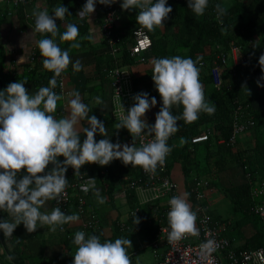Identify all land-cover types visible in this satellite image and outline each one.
Masks as SVG:
<instances>
[{
	"label": "clouds",
	"instance_id": "clouds-1",
	"mask_svg": "<svg viewBox=\"0 0 264 264\" xmlns=\"http://www.w3.org/2000/svg\"><path fill=\"white\" fill-rule=\"evenodd\" d=\"M97 2L110 6L116 0H86L77 17L86 18L90 23V14L95 11ZM208 3L209 0H187V7L196 16H201ZM120 7L121 10L129 11L139 9L136 23L141 29L148 31L163 29L164 21L172 12L171 6H166V0H155V3L153 0H121ZM215 11L217 21L222 24L225 8L218 3ZM67 12L68 8L60 5L50 15L37 5L32 11L34 28L26 38L33 40L36 33H50L52 37H56V21L63 20ZM65 27L66 30L59 36L60 40L75 41L79 35L77 25L69 23ZM34 42L43 58V68L53 73L49 87H41L34 95H30L24 87L27 81H18L0 91V211L11 218L0 221V231L5 238H11L13 231L21 223L28 233L35 232L38 224L40 228L46 225L54 232L58 231L57 227L62 229L63 225L80 220L78 214L66 215L59 206L50 212L40 211L48 201H56L57 204L61 202L68 187L65 174L69 167L74 170V176H79L81 167L86 163L107 166L113 160H120L126 166H139L144 172L154 175L157 167L165 164L171 151L167 141L179 130L177 122L183 120L190 124L199 118L201 112L208 115L215 113V105L205 101L199 79L200 70L196 65L200 57L196 61L180 56L155 58L152 61L151 78L162 102L155 116V123L147 124L144 116L157 104L156 98L149 99L148 93H137L133 96L134 105L127 112L120 102L121 114L116 124V130L127 129L132 138L148 136L152 139L148 143H141L139 147L134 143L131 146L112 143L108 138L97 142L96 134L107 136V128L96 116L88 115L90 109L81 101L79 92L70 93L72 98L68 101V115L60 119L53 115L57 102L63 99L53 91L57 77L61 76L69 64L74 71H80L81 62H72L69 52L62 50L54 39L42 38ZM79 47V43L71 44V48ZM22 62L23 56L17 63ZM258 64L264 73V54L260 55ZM259 80H264V75ZM259 80L257 86L264 87ZM95 103L101 104V98L96 97ZM173 106H182V113L174 115ZM85 120L88 127L82 128L86 138L81 143L76 126ZM61 156L64 158L62 162L57 159ZM49 164L52 168L45 172ZM21 170L25 174L17 179ZM89 190H92L99 204L105 203V198L96 188L94 177L88 178L81 186L84 193L87 194ZM187 196L188 193L185 192L168 201L167 242L170 244L199 234L196 227L197 215L187 202ZM110 221L112 222L111 217ZM138 223L139 220L136 219V224ZM72 242L77 246L72 264H131L127 252L132 247L129 238L102 243L96 235L86 237L83 231H77ZM215 250L216 244L212 239L200 245L202 258L208 257ZM7 259L11 260L13 257L9 256Z\"/></svg>",
	"mask_w": 264,
	"mask_h": 264
},
{
	"label": "trees",
	"instance_id": "trees-1",
	"mask_svg": "<svg viewBox=\"0 0 264 264\" xmlns=\"http://www.w3.org/2000/svg\"><path fill=\"white\" fill-rule=\"evenodd\" d=\"M81 2L82 0H77V4ZM218 3L226 10V14L222 17V24L216 19L215 5ZM166 6H171L172 12L164 21L165 32H161L159 28L153 31L144 29L152 41L150 49L139 55H130L128 46L133 43L134 30H132L129 33L130 37H127L128 33L124 34L127 38L121 39L122 42L119 43L121 55L109 53L105 58L97 59V74L105 76L104 68L108 71L115 65L131 66L136 63V60L145 62L148 69L141 75L132 77L131 87L135 94L148 93L149 99L155 97L156 105L160 109L162 102L151 78L153 59L180 56L196 61L197 57H200L201 59L196 65L200 70L199 79L203 86L205 101L215 105V113L208 115L201 112L199 118L190 124H186L183 120L177 122L179 130L167 141L171 148L169 171L175 162L181 165L185 190L190 199H193L191 189L198 181L208 179L209 186L215 188L218 175L226 170L229 161L234 162L233 165L241 167L243 173H252L255 176L253 181L264 179V87L257 86V81L261 75H264L258 64L260 55L264 54V0H233L228 7L224 6L220 0H209L208 7L201 16H196L188 9L187 0H166ZM135 10L138 13L139 9ZM16 11H20V6ZM121 11L120 7L119 15L122 14ZM104 43L107 47V43ZM66 46H60V48L66 50ZM232 46L240 48L242 56L240 63L236 64L231 57L229 58ZM39 55L37 48V56L33 61L32 68L21 75L18 73L9 75L4 70L3 62L0 61V91L6 89L10 83L18 81H27L24 87L30 82L37 88L48 87L52 73L43 68ZM225 55L226 61L223 62L222 57ZM216 64L220 66L221 70V82L218 85L214 84L211 75V69ZM259 82L264 85V80H259ZM182 111V106H173L172 108L174 115H180ZM237 112L239 116L236 119ZM88 115L96 116V110H90ZM246 119L253 120L254 125L240 134L244 135V140L241 141L239 135L234 143H230L229 139L233 133L235 122L238 120L242 122ZM84 127H88L87 123ZM204 131H209L208 140L192 144L191 138ZM103 138L105 137L98 133L95 136L97 142ZM221 139L223 142L219 143ZM57 159L62 162L64 158L61 156ZM51 168L52 165L49 164L46 170L49 171ZM103 170H106V173L102 174ZM140 170L139 166H126L120 160H113L107 166L86 163L81 167L79 176H74V170L69 167L65 175L69 183L82 182V177L99 176L100 185L96 188L105 198V202L113 206L115 196L122 185L127 184V178L139 173ZM24 174V170H21L17 179ZM69 191L72 194L71 204L68 211L64 213L66 215L78 214L76 211L78 202L75 194L79 193L84 196L85 194L78 187L69 188ZM223 191L230 199L234 214L242 215L236 221L235 226L241 227L250 218L256 217L250 212V207L256 201L252 196L251 184L248 182L231 184L227 188H223ZM85 197L88 204L95 211L101 213L100 204H97V200L93 199L96 197L92 190H89ZM125 203L127 210L124 216L121 211L116 209L118 212L112 216L113 222L111 223L107 218V213L106 217L101 214L102 221L99 227L85 234L86 237L90 235L100 237L102 243L114 242L117 238H129L132 247H129L127 252L131 264H138V256L132 255L133 250L138 248L136 238L144 237L147 243L153 238L164 207L158 206L157 211L153 212V205L158 204V201L145 203L139 206L137 215L130 216V212L138 206V200L133 190H130ZM211 213L215 218L221 219L217 213ZM8 218L9 216L5 213L3 220ZM122 218L131 229L121 231L117 228L116 221ZM136 219L139 220L138 224H136ZM225 220L227 221V219ZM257 220L260 222L258 218ZM108 224L113 225L110 227L111 234L105 235L103 229ZM63 226H66V229L60 233L58 243L64 254L52 259L47 257L45 251L48 246L56 242L41 239L37 230L28 233L21 223L13 231L11 238H5L2 232L7 255L13 257L11 260L5 258L4 264H72L71 255L77 248L72 241L75 233L81 231V228L80 226L71 228L72 224ZM256 227L255 233L247 238L244 245L238 247L239 249L264 247L263 227ZM134 228H137L138 232L135 233Z\"/></svg>",
	"mask_w": 264,
	"mask_h": 264
},
{
	"label": "built area",
	"instance_id": "built-area-1",
	"mask_svg": "<svg viewBox=\"0 0 264 264\" xmlns=\"http://www.w3.org/2000/svg\"><path fill=\"white\" fill-rule=\"evenodd\" d=\"M5 1L11 4L14 11L25 2V0ZM154 2L155 0H153V3ZM120 4L121 0H116V3L111 4L110 6L102 5L103 19L100 26L102 38L107 43V47L113 55H116L119 51H121L119 43L122 42V38L120 33H116ZM7 14H12V11H8ZM151 45L152 41L147 32L144 29H141V27H137L133 31V43L128 46L129 53L131 56L139 55L141 52L150 49ZM36 56L37 48H34L31 52L32 62L35 60ZM225 57L226 55L222 57L223 62L226 61ZM230 57L234 63H240L242 61L240 48L232 46ZM39 59L43 58L39 55ZM123 68L124 67L122 66L115 65L108 71L106 68L103 70L105 76L111 82V118L116 122H119L121 114L119 108L120 102L125 112H127V110L134 105V102L125 101L126 97L131 95L133 97L135 93L131 87L132 77L130 76V73ZM220 71V66L218 64L214 65L211 69V75L215 85H218L221 82ZM63 81L64 79L62 73L60 77H57V84L53 89V91L60 96H63L64 93H66ZM128 86H130V88H128ZM53 115L55 118L66 116V111L63 107L57 106ZM238 116L239 114L237 112L236 119ZM253 125L254 121L249 119L242 122L240 120L236 121L233 133L229 139L230 143H234L236 138L241 133L249 130ZM208 138L209 131H204L203 133L192 137L191 142L192 144H197L201 141L208 140ZM151 139L152 137L148 136L133 137L132 141L135 146L139 147L141 143H148ZM220 142H223V140H219V143ZM169 160L170 153L166 157L165 164L162 167L158 166L154 175L144 172L141 168L139 173L133 174L127 178V184L124 186L122 185V188L116 194V199H121L126 202L130 194V190L135 192L138 200V206L130 212V216L137 215L140 209L139 206L145 203H155L158 201V204L153 205V212L157 211L158 206L164 207V211L158 219V225L153 238L148 243H142V245L141 243L138 244V242H140V236H138L136 238L138 248L133 250L132 255L138 256L139 249H143L145 246V248L154 252V256L157 259L156 264H264L263 246L255 249H239L238 247H240V245L237 243L236 238L226 235L225 232L227 231V228L222 219L212 216V211H210L207 207V195L213 189L209 186L208 179L198 181L192 187L191 194L193 199H190L189 196H187V202L197 215L196 227L199 231L198 236H188L186 239H183L175 244L167 242V212L169 211L168 201L173 196L182 195L180 185L173 179L171 170L169 171L168 169ZM94 165L100 166L95 163ZM45 172H47V170H45ZM101 173H106V170H103ZM244 176L246 178V182L252 185V196L256 199L255 203L250 207V212L260 220L264 230V179L260 181H253L255 176L249 172H244ZM93 177L96 179V187H99L100 178L97 175L82 177V182H68V187L65 189L64 194L61 197V202L57 204L56 201H53L54 208L59 206L61 211L66 213L71 204L72 198L69 188L78 187L81 191V186L87 182L88 178ZM84 194L87 196L86 193ZM75 196L77 197L78 202L76 211L80 218L79 226L81 231L86 233L92 229H97L102 221V215L88 204V200L84 195L77 193ZM4 217L5 213L0 211V221H2ZM116 226L121 231L131 229V227L124 221V218L116 221ZM65 229L66 226H62V229L59 227L58 231L59 233H62ZM133 231L135 233L138 232L137 228H134ZM208 239L215 241L216 250L208 257L202 258L200 255V245ZM0 249L3 250L0 252V264H4V259L7 258L8 255L6 246L2 240V231H0Z\"/></svg>",
	"mask_w": 264,
	"mask_h": 264
},
{
	"label": "crops",
	"instance_id": "crops-1",
	"mask_svg": "<svg viewBox=\"0 0 264 264\" xmlns=\"http://www.w3.org/2000/svg\"><path fill=\"white\" fill-rule=\"evenodd\" d=\"M220 1L224 4V6L228 7L233 0ZM85 3L86 0H82L80 4H77V0H25V2L20 6V11L17 12L16 10L14 11L11 4L7 3L5 0H0V45L4 49V58L2 60L4 64V70L9 75H13L14 73L21 75L29 71L33 66L31 52L34 48H38L34 41L51 37L59 46L62 47L67 45L65 49L69 52L72 62L79 60L82 67L81 70L77 72L74 71L72 65L69 64L68 68L63 72V82L66 93H64L62 96L63 99L57 102V106L63 107L66 111V115H68L70 111L68 107V101L72 98L70 93L73 91L79 92L81 101L87 104L91 111L92 109L96 110L97 119L102 121L107 128V136H105V138H108L112 143L119 142L121 145L127 144L131 146L133 141L130 133L127 131V129L116 130V124L118 122L111 118V82L106 76L98 75L96 72L97 59L99 57L105 58L106 55L110 53L109 48L106 47L104 43L105 41L102 38L100 28L103 19L102 5L98 2L95 4V11L90 14L89 23L86 18L80 19L77 17L78 11ZM37 5L40 6V10H47L50 15H52L54 13V9L60 5L68 8L65 18L63 20L56 21L58 26V35L56 37H52L50 33H36L33 40L26 38L28 34L32 32V28H34L35 18L32 16V11ZM8 11H12V14H7ZM121 13L122 14L119 15L116 31L119 32L121 36L123 35L122 39H124L126 37L124 34L128 33L127 37H130L129 33L140 25L136 23V10H122ZM69 23L77 25L79 29V35L75 41H61L59 36L66 30L65 25ZM159 29L161 32H165V27L163 29ZM72 43H79L80 47L71 48ZM121 53L122 51H119V53L116 55H121ZM22 56L23 62L17 63ZM122 67H124V70L128 69L126 71L130 73L131 77L141 75L148 69V65L145 64V62L139 60H136V63L132 64L131 66ZM25 88L28 90L30 95H34L39 90V88L34 86V84L31 82L26 85ZM128 88H130V86H128ZM96 97L101 98V104L95 103ZM125 101L134 102L132 95L126 97ZM158 112L159 108L157 105H155L145 113L144 119L146 120L147 124L152 125L155 123V116ZM64 117L65 116H61L56 119ZM86 123V120L81 121V123L76 126L77 130L80 132L81 143L85 139L82 128ZM171 175L173 179L180 185L181 194L185 193L184 177L182 174L181 165L179 163H174L171 168ZM242 182H246V178L243 179ZM93 199L97 200L96 198ZM118 200L120 199H116L115 196V207H113L114 204L112 206L110 203L106 202L99 205L101 208V213L105 217L107 213V218L109 221L110 217L112 218V216H115V213L118 212L116 209L120 211V208L118 207L119 202L122 203L121 205L123 207H127L124 201ZM53 208V201H48L47 204L40 209V211L50 212ZM8 219L10 220L11 218L9 217ZM221 219L223 218L221 217ZM257 223V218L253 217L250 218L249 221L243 226H231V228L227 229L226 232L230 231V234H232L233 231H236L235 229H242L244 235L239 233L236 234V236L238 235L239 237L237 243L241 246L244 245L247 238L255 233ZM70 224H72L71 228H76L79 226L78 222ZM108 225H105L103 229V233L105 235L111 234V224L109 226ZM258 226L262 225L260 224ZM37 233L41 239L56 242L53 245L48 246L45 251V254L49 259L64 254L58 243L59 236L61 234H57L56 231H50L46 225L43 228H40V225H38Z\"/></svg>",
	"mask_w": 264,
	"mask_h": 264
},
{
	"label": "rangeland",
	"instance_id": "rangeland-1",
	"mask_svg": "<svg viewBox=\"0 0 264 264\" xmlns=\"http://www.w3.org/2000/svg\"><path fill=\"white\" fill-rule=\"evenodd\" d=\"M4 54V49L0 45V61L3 60V55ZM230 58V55H229ZM128 70V69H126ZM241 141L244 140V135H240L239 138ZM229 166L226 168V170L222 171L218 177H217V186L213 188L207 195V207L210 211L219 214L223 219V222L226 225V228L229 229L232 227H235L236 221H238L242 215L241 214H234L231 206L230 199L228 195L223 191V188H227L231 184H237L241 183L243 179H245L243 170L241 167L237 165H233L234 162H228ZM241 174V177H240ZM214 179V177H212ZM120 201V200H118ZM122 203H118V207L120 208V211L122 212V216L125 215V212L127 210V207H123L121 205ZM122 207H121V206ZM227 219V221L225 220ZM80 221H78L79 224ZM261 223L258 221L257 226L260 225ZM226 229V230H227ZM235 229V228H234ZM58 230V229H57ZM236 231L232 232L230 234V231L226 232L229 237L237 238L236 240H239L238 235L236 234H243L242 229H235ZM57 234H59V231H56ZM139 243H147L144 237H139ZM142 244V245H143ZM74 253L71 255L73 258ZM157 259L154 256V252H152L150 249L143 247V249H139L138 257H137V263L138 264H156Z\"/></svg>",
	"mask_w": 264,
	"mask_h": 264
}]
</instances>
